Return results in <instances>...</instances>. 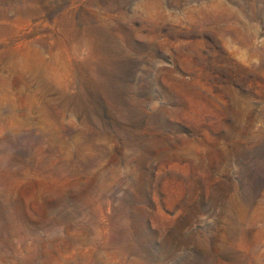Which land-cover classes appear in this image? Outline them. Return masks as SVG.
Wrapping results in <instances>:
<instances>
[{"label":"rangeland","instance_id":"rangeland-1","mask_svg":"<svg viewBox=\"0 0 264 264\" xmlns=\"http://www.w3.org/2000/svg\"><path fill=\"white\" fill-rule=\"evenodd\" d=\"M0 264H264V0H0Z\"/></svg>","mask_w":264,"mask_h":264}]
</instances>
